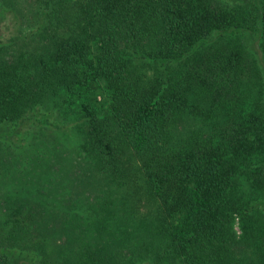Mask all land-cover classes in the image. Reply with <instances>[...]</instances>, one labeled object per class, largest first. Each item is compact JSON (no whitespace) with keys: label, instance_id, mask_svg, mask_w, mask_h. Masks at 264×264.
Here are the masks:
<instances>
[{"label":"trees","instance_id":"obj_1","mask_svg":"<svg viewBox=\"0 0 264 264\" xmlns=\"http://www.w3.org/2000/svg\"><path fill=\"white\" fill-rule=\"evenodd\" d=\"M1 8L0 123L54 120L20 131L50 144L37 199L0 202V246L31 264H264V0Z\"/></svg>","mask_w":264,"mask_h":264},{"label":"rangeland","instance_id":"obj_2","mask_svg":"<svg viewBox=\"0 0 264 264\" xmlns=\"http://www.w3.org/2000/svg\"><path fill=\"white\" fill-rule=\"evenodd\" d=\"M0 14L15 13L10 9L1 8ZM0 30V35H4L6 30L4 28H1ZM38 110H30L27 117L18 120L17 122L0 123V202L3 203V206L9 205V203H7L8 200L5 199L7 195L23 196L27 194L34 195L33 198L37 199L35 194H38L39 192L41 179H38L41 175L39 173L42 171L41 162L42 159H45V146L49 145L50 142L46 143L44 141L39 147V145L36 146L35 144V141L37 140L31 141L30 144H27L28 139L22 140L18 139V137H21V129L25 128L31 132L39 130L42 135L46 134L45 136H49L53 127L50 126L51 122L54 120L53 116L49 115L45 123L44 121H41V114ZM60 139L61 137L58 138V140ZM70 144V142L64 140V145L69 146ZM21 145H24V147ZM66 185L67 183H65L63 187ZM17 216L20 217V215ZM50 216L48 218H50ZM35 217L41 222V224L44 222L43 217L35 216L32 213L31 218ZM45 218L47 217L45 216ZM6 219L13 222L11 217L7 216L6 211L4 212L2 205H0V237L3 236ZM0 247H2L0 249L1 252L8 251L12 264H31L38 257V254L34 249L19 248L20 246L3 247V245H1Z\"/></svg>","mask_w":264,"mask_h":264}]
</instances>
